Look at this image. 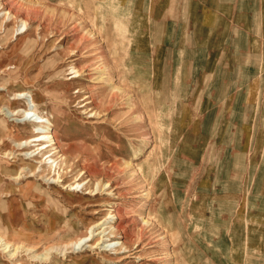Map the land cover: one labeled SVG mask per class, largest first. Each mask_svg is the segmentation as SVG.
Wrapping results in <instances>:
<instances>
[{
  "label": "rangeland",
  "instance_id": "374dc122",
  "mask_svg": "<svg viewBox=\"0 0 264 264\" xmlns=\"http://www.w3.org/2000/svg\"><path fill=\"white\" fill-rule=\"evenodd\" d=\"M5 1L22 6L24 15L29 11V25L26 33L17 34L20 29L14 34L20 27L17 16L16 23L0 15V233L34 247L35 253L50 251L43 261L24 248L11 258L0 247V264H264V242L253 236L247 249L241 241L247 219L255 224L254 235L257 224L264 223V174L241 183L233 178L241 164L233 161L230 151L212 145L199 156L185 145L188 141L176 146V134L190 132L172 129L171 109L178 100L166 99L169 93L154 83L149 59L153 54L146 61L131 49L130 4ZM73 65L81 75L68 80ZM176 85L170 90L186 91ZM22 90L37 93L40 110L70 147L64 153L71 165L65 182L95 161L107 167L96 177L110 180L115 195L92 196L84 190L70 200L62 188H49L46 181L19 168V151L10 153L14 141L34 132L31 125L18 127L12 120L16 117L5 113L7 107H26L24 100L13 99ZM86 96L93 101L89 107L101 111L99 118L81 112L79 103ZM209 134L213 141L215 132ZM195 156L200 160L189 162ZM126 161L137 165L133 177L124 167ZM17 174L22 175L15 179ZM109 204L123 210L114 223L116 236L110 239L124 241L129 252L115 246L111 251L88 244L75 250L66 246L84 235L90 223L103 220ZM129 213L151 224L142 229L143 223L127 221ZM238 220L242 228L236 227ZM157 234L165 239L153 242Z\"/></svg>",
  "mask_w": 264,
  "mask_h": 264
},
{
  "label": "crops",
  "instance_id": "0c3cea01",
  "mask_svg": "<svg viewBox=\"0 0 264 264\" xmlns=\"http://www.w3.org/2000/svg\"><path fill=\"white\" fill-rule=\"evenodd\" d=\"M125 1L131 49L146 61L153 54L154 83L169 93L166 99L178 100L172 129L190 132L177 133L176 146L188 141L199 156L212 145L230 151L241 164L233 177L241 183L264 174V0ZM175 84L186 91L170 90ZM245 226L247 249L253 236L264 242V223L257 235L253 222Z\"/></svg>",
  "mask_w": 264,
  "mask_h": 264
},
{
  "label": "bare ground",
  "instance_id": "6f19581e",
  "mask_svg": "<svg viewBox=\"0 0 264 264\" xmlns=\"http://www.w3.org/2000/svg\"><path fill=\"white\" fill-rule=\"evenodd\" d=\"M18 7H19V4L17 6V3L15 4V3L8 2L5 0H0V15H3V16L5 15V18H7V19H10L11 17H13V19L15 18L16 23L18 20H16L15 16H17V18L19 19V22H20L19 23L20 27L16 28V30L14 31V34L16 31H19L20 29L21 30L17 34H24L28 30L29 18H28L27 14L29 11L27 12L26 15H24V13L20 11L22 6L20 8H18ZM4 21L5 20H3V22ZM0 29H3V27H1ZM120 38H122V37L120 36ZM106 39H107V37H106ZM114 42L115 41L113 40V43H111V46H112V44H114ZM122 63H123V61H122ZM119 67H121V66H119ZM71 73L73 74V76L68 77L67 78L68 80L72 79V78H77L81 75L80 70L76 69V67L74 65L72 66V72ZM78 91L79 90H76V92H78ZM89 97L90 96H88V97L86 96L79 103L80 104L79 108H82L81 112L83 114H88V118H99L98 116H101V111L94 110L93 107L92 108L89 107L88 104H91L93 102L92 99H88ZM13 99L18 100L17 102H19L20 100H24L26 103V107L25 108H18V109H13L11 107H7L5 114L9 118H13V116L16 117L12 120L19 123L18 127L27 128L28 125H31L32 130L34 132V134L32 136L20 139L18 141L15 140L14 144H13L14 150L10 151L11 154L12 153L15 154L16 150L19 151L17 153V155H20V159H19L20 162L18 163V165H19V168H21V170H25V172L27 173V176H32L34 178L36 177L37 179H40V180L42 179L44 182L46 181V183L48 184V187L52 188L54 190L62 188L66 194V196H64V197H68V198L70 197L71 198L70 200H75V198H77V196H78L77 193L83 192L84 190H87L85 192L86 194H89L92 196H96L98 194H101V195L105 194L108 196L116 194L115 188H113V186H112L113 184L110 180H107V178L102 174H101L102 176L100 178L96 177L98 172H102L107 167L102 166L105 164H102L101 167H99L100 164L95 163V161H94V164L88 163L87 165H84V169H82L80 171V173H78L70 182L66 183L65 182V180H66L65 174L70 169L71 165H69L70 163L66 159V156L64 155V153H66L70 147H68L63 141H61L58 138L57 131L55 129V123L50 120V118L48 117L46 112H43L40 110V103H42V102L39 101V96L35 92L22 90V91L16 92ZM94 102H96V101H94ZM19 113H21V116L17 117ZM147 140L149 142L151 140V138H149ZM113 166L118 169V163L117 162L114 163ZM136 166L134 165V163L132 161H126V163L124 165V167L127 170H129L128 173H130V176H132V177L134 175L131 174V172H137L136 170H134V167H136ZM87 172H88L87 177H84V175ZM21 175L22 174H20V175L17 174V177L15 179L20 178ZM142 191H145V190H142ZM60 192H61L60 194L65 195V194H63V191H60ZM116 196H120V195H116ZM114 203H116V201ZM111 205L112 204L108 205L109 206V208H107V210H108L107 214L108 215L103 220H101L99 222L90 223L88 230L84 235L80 236L77 240L69 241L70 243L66 244V246L70 245L72 247V249L75 250V249L80 248L82 244H83L82 246L88 244V246L91 247L92 249L93 248H100L101 250H105V251H107V250L111 251L113 248L109 249V247L115 246L114 249L119 248L120 251L129 252L131 249L129 248L128 244H126L124 241L118 240V239H114V240L110 239V238L116 236V234L114 232L117 229V226H115L114 223L117 219H120V212L122 210L121 209L122 206L119 208V207H117V205H112V206ZM123 209H124V207H123ZM137 212H139V211H137ZM134 213H135V211H134ZM126 218H128L127 221H129V222L139 223V224L143 223V225L141 226L142 229L144 228V226L151 224L150 219H148V218L145 219V217H142L141 215L140 216H133V214L131 213ZM170 235H171V233H170ZM152 238L154 239L153 242H156V241H161L162 239H165V236L161 235V234L160 235L157 234V235L152 236ZM0 247H2L1 250L5 251V252H9L10 253L9 255L11 256V258H14V256H16L20 252V250L23 248L27 252L32 253L31 255L33 258L34 257L35 258H38V257L41 258L42 257V260L48 258L47 252L50 251V250H47L46 252H43V253H35L34 247H29V246L27 247L23 244L15 243V242H13L12 237H6L1 233H0ZM53 249H54V247L51 248V250H53ZM179 253L180 252H178V254ZM126 254H128V253H126ZM128 256L129 255H125L123 258H127ZM177 264H179V263H177Z\"/></svg>",
  "mask_w": 264,
  "mask_h": 264
}]
</instances>
